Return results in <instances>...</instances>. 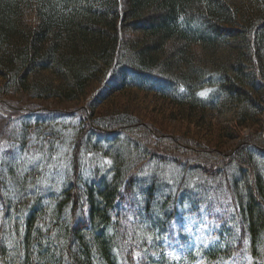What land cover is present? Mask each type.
I'll list each match as a JSON object with an SVG mask.
<instances>
[{
    "label": "trees",
    "instance_id": "trees-1",
    "mask_svg": "<svg viewBox=\"0 0 264 264\" xmlns=\"http://www.w3.org/2000/svg\"><path fill=\"white\" fill-rule=\"evenodd\" d=\"M109 72L95 107L151 94L234 148L157 134L111 104L91 109L93 126L82 110L47 130L12 115L0 264H171L172 221L200 206L219 223L206 263L264 264V0H0V97L78 101Z\"/></svg>",
    "mask_w": 264,
    "mask_h": 264
},
{
    "label": "rangeland",
    "instance_id": "rangeland-1",
    "mask_svg": "<svg viewBox=\"0 0 264 264\" xmlns=\"http://www.w3.org/2000/svg\"><path fill=\"white\" fill-rule=\"evenodd\" d=\"M92 90L88 88L86 94L82 99L72 102H58L54 99H35L33 97H30L27 92L9 93L6 96L0 97V142L1 135L3 136L8 131L9 120L12 119V115H24L27 118H34L36 116L39 118L38 120H41L44 117L42 121H45V123L42 127L47 130L49 126H55L57 123L54 119L46 117L45 113L55 111L70 112L71 110L76 112L77 109H80L82 108V106L84 107L86 106V104L88 105L92 102V95L96 91L95 89ZM132 91L133 92H129L128 90H125V93L123 95L117 94L112 103H107V105L105 104L107 106L106 110H110V104L116 106L114 109L116 110V112L120 113L124 110H127L131 114H134V116H136L140 120V122H143L142 125L147 126V124H150L152 126H157L159 129V133L155 131L157 134L167 135L178 133L191 136L196 135L204 140L203 143L205 144H207L206 142H208L210 145H215L216 147H219L223 150L234 148L236 144L235 140L226 141L224 137H218L216 128L210 126L206 127L205 121L204 125L196 127L189 122L179 120L178 118H175V116H171V114H173V111L172 109H170L168 102L153 98L151 94L144 95V93H139L136 90ZM105 105L101 104L99 107H94L95 113L100 114V112L104 111L103 109ZM3 115L9 116L5 118L2 117ZM51 117H53V115ZM75 120L76 118L73 117V121ZM34 122L36 121L33 120L30 128L33 127ZM227 124L229 125V123ZM238 131L240 135H245L249 133L251 129L241 128ZM59 140L60 139H55V141ZM162 143L165 144L166 142ZM173 228L180 231L188 238L184 242L178 240L172 241L171 251L175 253L176 256H178L180 251L185 249L196 250L198 247L213 246L216 240L213 232L217 230V226L212 225L211 222H208L205 219L204 214H202L201 216L192 215L184 217L174 222ZM243 257L244 264H253L254 261H257L259 264H263L261 260H254L248 254H245ZM191 264L205 263L203 261V258L198 257L194 259ZM216 264H234V261L225 259L220 260Z\"/></svg>",
    "mask_w": 264,
    "mask_h": 264
},
{
    "label": "snow or ice",
    "instance_id": "snow-or-ice-1",
    "mask_svg": "<svg viewBox=\"0 0 264 264\" xmlns=\"http://www.w3.org/2000/svg\"><path fill=\"white\" fill-rule=\"evenodd\" d=\"M201 95H204V93H201Z\"/></svg>",
    "mask_w": 264,
    "mask_h": 264
}]
</instances>
